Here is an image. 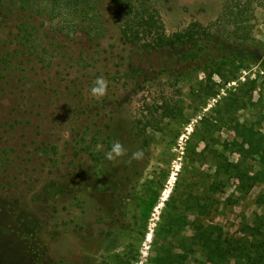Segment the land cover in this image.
<instances>
[{"label": "rangeland", "instance_id": "rangeland-1", "mask_svg": "<svg viewBox=\"0 0 264 264\" xmlns=\"http://www.w3.org/2000/svg\"><path fill=\"white\" fill-rule=\"evenodd\" d=\"M117 2L0 0V264H239L199 232L251 239L264 210L263 181L216 172L239 159L235 122L264 137V0L135 1L166 34L207 28L211 62L124 40ZM116 140L143 159L107 160Z\"/></svg>", "mask_w": 264, "mask_h": 264}, {"label": "trees", "instance_id": "trees-1", "mask_svg": "<svg viewBox=\"0 0 264 264\" xmlns=\"http://www.w3.org/2000/svg\"><path fill=\"white\" fill-rule=\"evenodd\" d=\"M136 0H118L119 4L115 10V14L120 13V9L124 2L125 26L120 28L121 36L126 41H137L141 39V35L152 33V42L150 46L160 49L171 48L177 43L189 44L188 52L183 53L182 59L203 58L208 62L214 61L212 55L216 49H220L222 44L215 36L202 25H192L188 28L177 31L172 34H166L161 23L160 17L155 10H150L143 4L140 6L135 4ZM152 43V44H151ZM242 47L244 44H236ZM241 49V48H240ZM255 81L253 80V84ZM234 130L241 137V142L236 144V151L239 154L237 162L224 160L219 162L217 166V175L222 173L228 177H235L242 187L249 189L253 186L257 179L264 182V137L262 134L254 130L252 126H243L240 122H235ZM257 155L261 171H257L250 176L247 170L242 167L244 159L248 156ZM218 186V185H216ZM258 202L264 206V189L259 193ZM254 232L250 233L251 239L244 238L235 241L229 240L223 233L222 228L217 225L209 224L201 226L199 232L200 247L205 252L208 260L224 258L228 256L235 257L239 264H264V210L262 215L255 221ZM258 235V236H256ZM174 256H167V262L172 263ZM225 259V258H224Z\"/></svg>", "mask_w": 264, "mask_h": 264}, {"label": "clouds", "instance_id": "clouds-1", "mask_svg": "<svg viewBox=\"0 0 264 264\" xmlns=\"http://www.w3.org/2000/svg\"><path fill=\"white\" fill-rule=\"evenodd\" d=\"M108 85L109 82L106 78L98 76L90 89L91 96L97 100L102 99L108 94ZM128 151L129 150L119 140H116L112 143L110 150L105 152V158L112 161L114 164L119 163L120 159L123 157H128V163H131L133 160L138 161L143 159V149H137L131 153V156L128 155Z\"/></svg>", "mask_w": 264, "mask_h": 264}]
</instances>
